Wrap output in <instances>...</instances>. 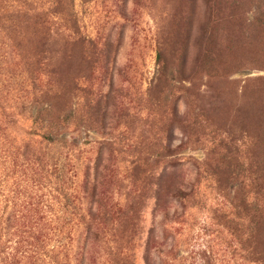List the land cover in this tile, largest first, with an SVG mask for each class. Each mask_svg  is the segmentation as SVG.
<instances>
[{
	"label": "rangeland",
	"instance_id": "rangeland-1",
	"mask_svg": "<svg viewBox=\"0 0 264 264\" xmlns=\"http://www.w3.org/2000/svg\"><path fill=\"white\" fill-rule=\"evenodd\" d=\"M0 1L12 12L0 17V120L3 110L14 122L0 136L39 159L33 174L23 158L0 159L3 218L33 207L61 225L57 188L70 181L42 186L44 164L101 180L112 163L110 206L140 198L141 235L124 246L134 264H264V0ZM131 150L148 163L136 182ZM73 223L69 264H108L112 235L86 248Z\"/></svg>",
	"mask_w": 264,
	"mask_h": 264
},
{
	"label": "trees",
	"instance_id": "trees-1",
	"mask_svg": "<svg viewBox=\"0 0 264 264\" xmlns=\"http://www.w3.org/2000/svg\"><path fill=\"white\" fill-rule=\"evenodd\" d=\"M10 13L12 12L8 2L0 1V17L8 19L10 18ZM209 55L211 56V53L206 51L205 56L208 57ZM156 62L161 67V73L166 74L169 67L164 63L160 45L156 52ZM46 113L49 114L50 111H46ZM38 114L40 113H36L35 117L33 116V123H37L40 120ZM0 123L9 124L14 122L2 110ZM30 135L37 136L50 144L54 143V140L47 134L38 133L33 130L30 132ZM0 142V159L7 162L11 161L13 166L16 167L21 164L20 158H23L25 162H28L27 166L30 167L31 173L36 172V168H38L36 164H38L39 159H34V156L29 153L28 144L23 149H12L1 136ZM218 144L227 148L231 153L233 146H235L228 137L225 140L218 141ZM10 148L14 151L13 159H11L13 151ZM142 153V151L138 153L136 150H131L129 161H127V164L124 163L127 165V172L130 174L131 182L140 181L148 170L147 160L140 159ZM58 161L55 159L52 163L44 164L42 167L43 176L39 181L41 180L42 186L46 183L45 187H48L52 183L53 176H56L55 179L59 180V184H65L70 181L69 185H63L61 188H57L66 201L65 206L67 209H64L61 217L58 218L63 223L54 227L52 225L53 219L47 212L41 213V209H32L33 207H30L28 212L25 215H21L19 219L14 212L11 215L10 213L7 214L6 218H3L4 214L0 213V264H48L46 263L48 259L53 261L51 264H69L71 259L69 245L73 241V234L77 230L73 227V222L78 223L79 239L85 243L86 248L88 243L92 245L100 243V241L104 240L107 233L112 235L113 244L107 248L108 264H134L132 257L124 253V246L130 245L141 235L139 223L141 222V216L138 215V207L141 203L139 201L140 198L136 196L137 193L132 196L131 194H127L123 205L115 203L110 206L109 196H107L108 191L105 190V186L113 183L111 176L107 174L112 171V163L104 166V176H101V180L98 177L100 176L99 171L97 173L98 176L93 175L91 178L90 173L85 169L82 172L83 176L79 177L77 173L76 176L73 175L74 179H71L67 178L68 171L65 170L64 172V164L61 161L63 170L60 169L62 173L60 172L57 165ZM219 166L217 165V167ZM173 187V191L175 193L177 192V197L180 200L188 196L192 197L191 191L184 194V190H177L176 186ZM257 188L254 185V190ZM259 193L260 191H253L252 196H258ZM174 196L176 195L174 194ZM48 198H42L41 201L46 207L51 205ZM82 200L89 203L88 208H82ZM249 202L248 204L247 201H244L239 206H235L228 201L230 204L229 211H234L237 207L242 209L254 208V203H259V200L255 197ZM261 209L264 210V205ZM25 218H27V222L24 221L20 226L15 228L11 227L10 224L13 222L16 223L20 219ZM37 221H40L42 224L37 225ZM5 222H7V225H4ZM54 238H56L58 244L51 247L50 244Z\"/></svg>",
	"mask_w": 264,
	"mask_h": 264
}]
</instances>
